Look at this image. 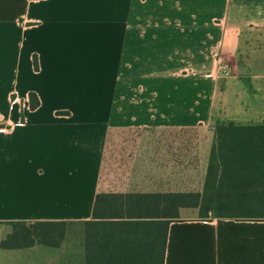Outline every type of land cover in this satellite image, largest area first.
Returning a JSON list of instances; mask_svg holds the SVG:
<instances>
[{
    "label": "crops",
    "instance_id": "crops-1",
    "mask_svg": "<svg viewBox=\"0 0 264 264\" xmlns=\"http://www.w3.org/2000/svg\"><path fill=\"white\" fill-rule=\"evenodd\" d=\"M229 122L264 125V0H0V264H86L85 222L166 220L98 195L202 191ZM198 213L164 228L165 264H264V221ZM17 221L68 227L3 245Z\"/></svg>",
    "mask_w": 264,
    "mask_h": 264
},
{
    "label": "trees",
    "instance_id": "trees-1",
    "mask_svg": "<svg viewBox=\"0 0 264 264\" xmlns=\"http://www.w3.org/2000/svg\"><path fill=\"white\" fill-rule=\"evenodd\" d=\"M35 64L38 68L37 61ZM30 101L33 110L40 103L35 93L30 94ZM98 202L106 204L105 212L100 213L106 218L132 217L118 212L127 203L129 210L144 209L146 215L167 219L85 222L86 264H165L164 228L167 232L171 222L180 218L181 208H198L203 220L264 221V125L229 122L217 126L202 191L99 194L97 208ZM12 225L14 231L3 243L9 247L60 240L68 227L67 222L17 221Z\"/></svg>",
    "mask_w": 264,
    "mask_h": 264
},
{
    "label": "built area",
    "instance_id": "built-area-1",
    "mask_svg": "<svg viewBox=\"0 0 264 264\" xmlns=\"http://www.w3.org/2000/svg\"><path fill=\"white\" fill-rule=\"evenodd\" d=\"M219 50H220V48L215 51V57L217 58V61H218V70L220 73H223L227 76H230L232 74L231 66L222 57ZM16 100H17V98L14 101H16Z\"/></svg>",
    "mask_w": 264,
    "mask_h": 264
},
{
    "label": "rangeland",
    "instance_id": "rangeland-1",
    "mask_svg": "<svg viewBox=\"0 0 264 264\" xmlns=\"http://www.w3.org/2000/svg\"><path fill=\"white\" fill-rule=\"evenodd\" d=\"M185 139V147L186 146H188L189 145V143H190V141H189V139H190V137H185L184 138ZM195 143V142H194ZM186 159V158H185ZM186 172H185V176H186ZM203 179H204V177H203V172L201 173H199L198 175H197V179H196V181H197V184H196V186H198V189L200 188V189H202L203 190V187H202V184H203ZM195 185V184H194ZM185 191H193V190H196L195 188H193V187H187L186 186V184H185V186H184V188H183ZM198 216H200L199 215V213H198ZM181 217V216H180ZM84 233H85V235H86V227H85V229H84Z\"/></svg>",
    "mask_w": 264,
    "mask_h": 264
}]
</instances>
